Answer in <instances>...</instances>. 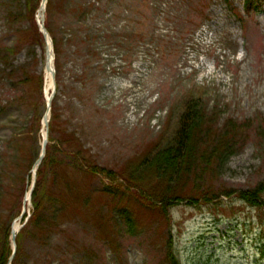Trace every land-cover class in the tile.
<instances>
[{
    "label": "rangeland",
    "instance_id": "obj_1",
    "mask_svg": "<svg viewBox=\"0 0 264 264\" xmlns=\"http://www.w3.org/2000/svg\"><path fill=\"white\" fill-rule=\"evenodd\" d=\"M41 1L29 13L24 0H0V223L18 224L17 235L28 227L17 264H167L164 217L140 206L125 178L88 169L126 177L174 134L191 98L241 135L225 165L181 182L182 197L200 200L171 210L175 249L184 264H264V209L222 195L264 181V0H48L57 70L49 144L77 150L84 170L48 169L65 208L44 238L30 231L33 205L24 204L47 110L45 41L33 31ZM140 183L156 196L166 181L154 171ZM126 208L145 231L115 221Z\"/></svg>",
    "mask_w": 264,
    "mask_h": 264
},
{
    "label": "trees",
    "instance_id": "obj_2",
    "mask_svg": "<svg viewBox=\"0 0 264 264\" xmlns=\"http://www.w3.org/2000/svg\"><path fill=\"white\" fill-rule=\"evenodd\" d=\"M24 1L25 11L31 13L32 4L35 3V6H37L41 0ZM238 18L242 19L240 16ZM35 21L33 20L35 24L33 31L36 42L43 41L44 43L43 35L39 32V27ZM6 52L10 55L13 50L6 49ZM216 120L217 114L213 111L208 113L207 106L201 98H191L186 102L185 110L179 118V125L174 134L163 140L164 144H158L151 149L140 163L135 166V170L127 174L126 177L124 175L114 176L115 171L98 164H91L88 169V172L101 179L125 178L130 185L126 189L132 190L134 194L137 193L135 201L146 210L156 211L164 217V221L166 220L167 222L166 234L168 236L164 245V249H166L165 262L167 264H184L175 249L173 226L170 218L171 210L185 201L188 205L197 207L200 200V197L196 195H191L189 198L182 197L180 187L182 188L184 185H180L181 182L192 176L202 178L215 166L218 167L220 165L222 167V165H225L233 154L235 140L241 135V126L237 127L235 123L229 121L224 128H218L215 124ZM56 145L58 143L47 146V153L38 169L37 182L32 195L33 217L30 221V231L43 232V238L44 235L47 236L53 232L51 226L60 224V212L65 208L63 199L52 188L48 187L50 183L48 169L56 164L60 165L61 168L73 167L84 170L79 163L77 150L71 151V155L68 156L64 148ZM52 148L58 150V156L53 153ZM60 154L63 158L59 157ZM140 169L143 171L142 174H140ZM154 171L166 181L164 191L156 196L140 183ZM113 182L116 181L104 183L106 185L103 190L112 193L114 186L110 183ZM139 190H142V192ZM92 192L94 191H86L87 203L91 200ZM222 195L227 197L234 195L236 199L249 204L251 207L259 210L264 209V181L254 189H227ZM202 199L206 203H211L213 199H218L220 201L219 204L221 203L220 196H214L210 199L208 195ZM121 214L122 218L120 220H116L118 218L116 216H114V219L117 223L125 222L126 230L129 233L137 235L138 232L145 231L146 224L137 217L133 209L128 210L126 208L125 212L121 211ZM5 222L1 221L0 223V264H8L13 252L10 246L11 223L7 224L8 222ZM261 224L260 238L264 240L262 220ZM27 229L28 227L23 228L20 235L17 236L18 249L12 264H17L18 262L22 251L21 238L27 232ZM209 257L203 262L204 264H213L211 259L213 256Z\"/></svg>",
    "mask_w": 264,
    "mask_h": 264
},
{
    "label": "water",
    "instance_id": "obj_3",
    "mask_svg": "<svg viewBox=\"0 0 264 264\" xmlns=\"http://www.w3.org/2000/svg\"><path fill=\"white\" fill-rule=\"evenodd\" d=\"M47 3L48 0H42V3L40 5L39 8V22L38 25L40 27L41 32L43 33L44 39H45V52H46V71H52L53 75L55 77V68H54V61H55V50H54V42H53V38L49 32V30L47 29V27L45 26V11H46V7H47ZM53 60V67L51 66V61ZM56 94V82H55V86L54 89L50 95V97L47 99V111L43 117V125L47 128V134L44 135V139H43V143H42V152L39 156V158L36 161V167L39 166L41 164V162L43 161L44 157H45V153H46V147H47V143L49 141V123H50V113L52 110V104H53V99L55 97ZM36 171H34V177L36 179ZM35 187V182L33 184V187L30 191V198L32 196V192L33 189ZM12 240L15 246V249L17 248L16 245V231L13 229L12 231ZM15 253V251H14ZM13 259V255L10 258V262Z\"/></svg>",
    "mask_w": 264,
    "mask_h": 264
},
{
    "label": "bare ground",
    "instance_id": "obj_4",
    "mask_svg": "<svg viewBox=\"0 0 264 264\" xmlns=\"http://www.w3.org/2000/svg\"><path fill=\"white\" fill-rule=\"evenodd\" d=\"M51 66L53 67V60L51 61ZM54 68H55V72L57 71L56 70V67H55V61H54ZM55 82H56V74H55V77L53 75V72L52 71H47L45 73V92H46V99L51 95L53 89H54V86H55ZM43 134L46 135L47 134V128L44 126V130H43ZM29 202V192H27V195H26V203ZM14 228L16 230H18V224H15Z\"/></svg>",
    "mask_w": 264,
    "mask_h": 264
}]
</instances>
